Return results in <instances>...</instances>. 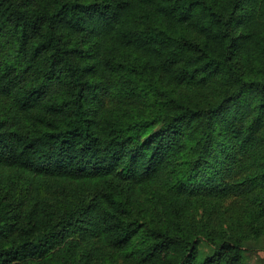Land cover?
I'll list each match as a JSON object with an SVG mask.
<instances>
[{"label":"trees","instance_id":"trees-1","mask_svg":"<svg viewBox=\"0 0 264 264\" xmlns=\"http://www.w3.org/2000/svg\"><path fill=\"white\" fill-rule=\"evenodd\" d=\"M263 238L264 0H0V264Z\"/></svg>","mask_w":264,"mask_h":264},{"label":"rangeland","instance_id":"rangeland-1","mask_svg":"<svg viewBox=\"0 0 264 264\" xmlns=\"http://www.w3.org/2000/svg\"><path fill=\"white\" fill-rule=\"evenodd\" d=\"M253 252L248 253L252 264H264V238L258 242L252 244Z\"/></svg>","mask_w":264,"mask_h":264}]
</instances>
